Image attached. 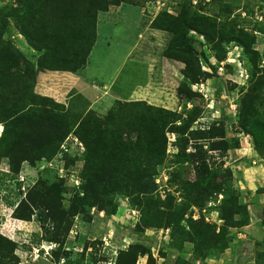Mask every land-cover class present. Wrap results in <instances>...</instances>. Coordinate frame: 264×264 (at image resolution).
Segmentation results:
<instances>
[{"label":"rangeland","instance_id":"374dc122","mask_svg":"<svg viewBox=\"0 0 264 264\" xmlns=\"http://www.w3.org/2000/svg\"><path fill=\"white\" fill-rule=\"evenodd\" d=\"M0 264H264V0H0Z\"/></svg>","mask_w":264,"mask_h":264},{"label":"crops","instance_id":"0c3cea01","mask_svg":"<svg viewBox=\"0 0 264 264\" xmlns=\"http://www.w3.org/2000/svg\"><path fill=\"white\" fill-rule=\"evenodd\" d=\"M139 10L141 9L134 6L126 7L123 5L111 9L109 12L102 13L97 24L95 44L90 52L86 65L79 73L69 77L75 80L74 84L76 86H74V88L78 93L89 95L91 91L95 92L92 88L94 83L98 84V87H94L97 88L98 91L104 88L109 90L117 83V75L109 79V81L102 79V83H98L96 79H92L87 74L90 58L97 47L101 45V42H103L106 47L111 48V46H113L117 52L114 59L118 58V56H120V58L115 61V63L111 61V64L114 63V66L119 64L116 69V74L117 72L122 74L125 64L132 61V58H134L144 40L148 38V34L152 33L149 27H143V18L141 16L143 14L142 11Z\"/></svg>","mask_w":264,"mask_h":264},{"label":"trees","instance_id":"16d2710c","mask_svg":"<svg viewBox=\"0 0 264 264\" xmlns=\"http://www.w3.org/2000/svg\"><path fill=\"white\" fill-rule=\"evenodd\" d=\"M94 44H95V42H94Z\"/></svg>","mask_w":264,"mask_h":264}]
</instances>
